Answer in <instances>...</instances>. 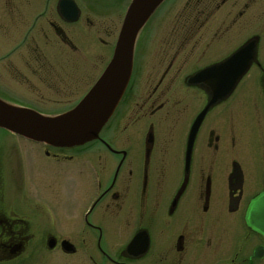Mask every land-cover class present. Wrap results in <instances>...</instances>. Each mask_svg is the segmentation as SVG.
Instances as JSON below:
<instances>
[{
    "label": "flooded vegetation",
    "instance_id": "obj_1",
    "mask_svg": "<svg viewBox=\"0 0 264 264\" xmlns=\"http://www.w3.org/2000/svg\"><path fill=\"white\" fill-rule=\"evenodd\" d=\"M134 1L0 0L1 31L22 19L21 11L40 8L30 24L21 25V41L15 43L16 36L4 46L11 48L0 56V85L30 93L47 81L51 93L28 103L0 87V99L29 109L37 104L61 105L65 97L52 87L55 80L65 81L66 67L50 64L43 78L47 53L66 63L68 52L80 53L77 37L86 34L91 42L101 35L108 39L109 27L119 24L112 60ZM174 3L178 7L171 10ZM248 23L254 34L243 40V26ZM163 26L173 28L171 34L149 35V30L160 31ZM262 35L264 0L165 1L139 33L129 86L98 139L72 149L41 145L38 154L44 160L47 192L54 176L74 173L80 177L75 181L79 186L77 173L82 175L87 167L92 195L84 214H42L44 224L38 231L32 222L35 214L3 210L4 187L12 185L18 191L33 175L35 164L34 159L31 164L23 159L17 146L6 151L0 147V264H264V233L248 224L252 204L264 195V178L246 186L240 150L230 141L236 135L232 121L241 114L238 107L247 94L261 91L264 99ZM156 38L160 50L156 45L150 50L153 46L147 42ZM99 40L109 47L108 41ZM23 48L27 55L18 56ZM243 57H250L245 76L204 117L188 156L194 124L211 100V79L201 76L223 65L225 69L230 61L225 72L234 73L233 64L240 67ZM252 70L259 77L243 94L240 86ZM142 71L144 91L138 87ZM121 118L125 146L118 147ZM143 119L141 131L134 130ZM60 229L65 233H58ZM137 236L139 242L132 247Z\"/></svg>",
    "mask_w": 264,
    "mask_h": 264
},
{
    "label": "rangeland",
    "instance_id": "obj_2",
    "mask_svg": "<svg viewBox=\"0 0 264 264\" xmlns=\"http://www.w3.org/2000/svg\"><path fill=\"white\" fill-rule=\"evenodd\" d=\"M40 2L41 0H39V4ZM178 4L179 3L170 4L169 7L172 10L177 8ZM39 12L40 8H37L36 10L31 9L23 12L21 11V15L23 16L22 19H20L18 22H14L13 24L10 23V26H7V28H2V31L0 27V56L5 54L11 48V46L10 48L4 47L7 42L9 43V41L14 39L16 36L17 41L15 43L21 41L22 33L24 31L21 25L23 23L26 25L30 24L33 16ZM173 12L174 11H170L169 14L172 15ZM165 18L171 17L167 16ZM249 19L250 18H248V20ZM118 26L119 24L115 28L109 27L111 38L108 39L106 38L107 36L104 37V35H101L100 37L98 36V38L96 37L91 42L88 41L91 40L90 36L86 37V34L77 37L76 42L77 45L80 46V53L79 55H72L68 52L66 55V63L62 62L60 59L51 57V55L48 54L46 50L48 61L50 63L45 61L46 64H44V72L42 74L43 78L44 76H48L49 70L46 67H49L50 64L56 67H66V73L63 74L65 81L63 83H60L55 80L57 85H54V87H52L55 92L60 93V95L62 96L64 95L63 98H65L62 100L64 103L62 102L61 105L37 104L36 106H32L30 108L38 111L42 115L49 117H55V114L57 113L72 109L73 106L77 102H79V100L83 96H85V94L92 88L96 80L99 79V77L109 64L112 58L111 47L113 42L117 38L116 36L118 35V31L120 28ZM151 28H153V26ZM252 28L253 27L250 25V23L243 26V30L241 33L243 35V40L251 37L254 34L252 33ZM4 29L6 30L5 32ZM159 29L160 28H157L156 32H151V30H149V35L153 34L161 36V34H171L173 28L163 26L160 31H158ZM262 37L263 44L261 45L260 49L263 52V56L260 55L259 60L263 63L264 35H262ZM100 38L108 41L109 47L102 45L100 40L98 41V39ZM152 41L154 42H147V45L153 46V48H150V50H154V48L156 49V47H154L155 45L157 46V49L160 50V40L156 38V40L153 39ZM163 45L165 44L163 43ZM138 49L139 53L142 49L141 44L138 45ZM27 53L28 50L23 48L22 50H20L18 56L24 57L25 55H27ZM145 74V71L141 72L138 84V87L143 89V91L146 88L144 80ZM258 77L259 75L257 74V71L252 70V72L246 78H244L240 86V90L243 92V94L248 87L250 88L249 85L254 82L255 78ZM46 83L47 81H45L44 84L41 83L37 84L36 87H32L36 90V92L32 90V92L30 93H27L22 89H15L10 87L8 91V87H2L1 85L0 87L5 90L3 92L10 93L9 95L11 97L18 99L19 101L21 100L23 102L29 103L32 102V98L34 97H44V99H47V97L51 96V93L47 90L48 87ZM258 93L260 94L261 91H259ZM258 93L253 90L251 94H247V96L244 98L245 101L238 107V112L241 111V114H238L232 121V124L236 128V135L234 137L230 136V141H232L233 144L236 145V149L240 150L241 159L239 162H241L243 171L246 176L245 183L247 187L254 186L257 180L264 178V99L261 98ZM29 99H31V101H29ZM122 120L123 118H121L119 126L116 130L117 138L115 139V143L118 147L125 146L122 133ZM142 121V123L136 125L134 130L137 129L136 131H141L145 119H143ZM233 140H236V143H234ZM137 145L138 144H135V146ZM16 146L19 147V151L22 153L23 159H29V164H31L30 160L34 159V172L33 175H30L29 177H27V180L21 183L18 191L12 185V187H4L5 190L3 193L5 197L4 206L2 203L3 210L12 209L16 211L17 214H35L33 215L34 218L31 219L34 220L32 221L34 223V229L38 231L42 230L44 224L42 214H84V212L89 207V200L92 195L91 188L88 189V186H90V175L87 174V167L83 166L82 175L77 173V175L81 176L82 182L79 186H75V181L80 177L75 176L74 173L60 178L54 176L51 178V190L50 192H47L45 191L44 187L45 177L42 169L44 160L42 156H39L38 154L42 152L43 147L38 144L26 142L24 139L17 138L14 135L0 130V147L6 151ZM132 146H134V144ZM175 146H179L178 143H176ZM89 191L91 192L90 194L88 193ZM48 193H50L49 197L47 196ZM224 205L227 206V202ZM210 209L211 212L214 211L213 205H211ZM225 210L227 211V209ZM31 219H29V221ZM58 233L63 234L65 232L64 230L60 229Z\"/></svg>",
    "mask_w": 264,
    "mask_h": 264
},
{
    "label": "water",
    "instance_id": "obj_3",
    "mask_svg": "<svg viewBox=\"0 0 264 264\" xmlns=\"http://www.w3.org/2000/svg\"><path fill=\"white\" fill-rule=\"evenodd\" d=\"M167 0H135L123 23L114 56L109 66L86 95L71 111L56 117L42 115L32 109L11 105L0 99V130L7 131L28 141L59 149L83 147L97 140L120 104L133 73L135 45L151 15ZM245 52V51H244ZM243 52V53H244ZM251 50L248 49L247 53ZM248 53V54H249ZM250 57L242 58V65L233 64L234 73H227L224 65L205 71L211 100L196 120L189 137L188 156L198 127L209 110L226 99L245 76ZM238 67V68H237ZM225 72V73H224ZM250 227L264 233V195L255 201L248 215ZM140 239L137 236L132 247Z\"/></svg>",
    "mask_w": 264,
    "mask_h": 264
}]
</instances>
